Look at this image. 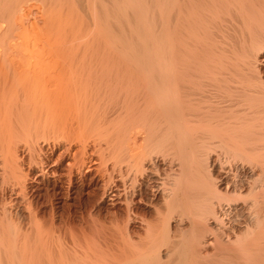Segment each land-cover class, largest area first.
Masks as SVG:
<instances>
[{
    "label": "bare ground",
    "instance_id": "6f19581e",
    "mask_svg": "<svg viewBox=\"0 0 264 264\" xmlns=\"http://www.w3.org/2000/svg\"><path fill=\"white\" fill-rule=\"evenodd\" d=\"M0 264H264V0H0Z\"/></svg>",
    "mask_w": 264,
    "mask_h": 264
},
{
    "label": "rangeland",
    "instance_id": "374dc122",
    "mask_svg": "<svg viewBox=\"0 0 264 264\" xmlns=\"http://www.w3.org/2000/svg\"><path fill=\"white\" fill-rule=\"evenodd\" d=\"M151 11H152V12H149V19H151L153 22H155V21L157 22V14H156V12H154L153 9H151ZM64 165H65V162H64L63 166H64ZM100 206H101V205H100ZM100 206H99V207H100ZM99 207H97L96 210H97L98 212H100L101 215H104V214L106 215V213H108V211H111V210H109L108 208H106L107 206L105 207V206L102 205V206L100 207V209H99ZM103 207H104V208H103ZM140 207H141V208H139V209H140L139 211H140V212L142 211V213H143L144 210H145L144 214H146V216L149 218L148 220H152V219L154 218V216H153V218L150 219V218L152 217V215L154 214V212L152 211V209H149L148 207H144V206H140ZM147 208H148V209H147ZM46 209H47V208H46ZM46 209H45V210H46ZM72 210H73L74 214L76 213L75 210L77 211V209H76V208L74 209V207L71 208V211H72ZM81 210H83V209H81ZM96 210H95V211H96ZM101 210H102V211H101ZM105 210H107V211H105ZM78 211H79V210H78ZM150 212H151V213H150ZM109 213H110V212H109ZM109 213H108V214H109ZM108 214H107V215H108ZM149 214H151V215H149ZM76 217H77V218H76ZM73 219H74L75 221H78V220H79V218H78V214H77V216H76V215H73ZM136 231H137V232H140V230H138V229H136Z\"/></svg>",
    "mask_w": 264,
    "mask_h": 264
}]
</instances>
